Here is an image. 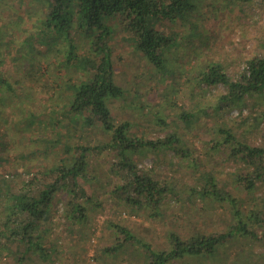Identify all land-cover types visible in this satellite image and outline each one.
I'll list each match as a JSON object with an SVG mask.
<instances>
[{"label":"rangeland","instance_id":"374dc122","mask_svg":"<svg viewBox=\"0 0 264 264\" xmlns=\"http://www.w3.org/2000/svg\"><path fill=\"white\" fill-rule=\"evenodd\" d=\"M45 6L46 0H0V28L3 30L7 25L15 28L12 40L5 39L0 46L5 60L0 72L11 85L9 89L6 84L0 86V206L5 195L21 186L22 179L38 176L42 180L48 168L71 162L76 152H67L64 147L67 143L75 149L76 145H98L109 140L99 125L84 126L81 117L69 115L65 111L67 106L64 107L71 98V85L90 77L77 61L94 58L93 39L76 29L70 31L71 42L64 36L54 37L55 41L48 38L49 34L47 38L41 36L42 21L47 15ZM109 25L115 81L128 92L125 99L109 102L116 120L132 122L135 133L152 140L164 137L167 131H179L183 134V146L192 156L182 159L172 151L163 150L136 159L138 170H151L153 177L167 179L174 187L155 215L146 203L134 206L126 202L123 191L115 189L126 182V175L121 173L119 161L111 153L90 152L88 165L97 175L85 181L87 185L93 184L94 190L88 192L90 199H77L84 217L77 218L78 214L71 210L68 193L58 192V201L48 208V216L39 226L42 253L39 248H33L19 254L16 244L0 235V264H144L143 248L123 243L122 235L111 227L113 223L130 229L155 250L168 248V231L184 238L198 231L207 234L226 231L235 224L227 202L189 196L190 187L211 171L217 187L234 196L244 214L250 210L264 213V179L251 190L243 189L235 175L243 169L251 172L252 166L240 159L226 161L222 151L211 148L216 139L221 140L215 132L218 126L229 127L236 137L246 136L250 143L260 145L264 128L263 97L247 98L245 103L225 111L223 119L218 120L192 109L195 119L186 123L174 119L168 130L162 129L155 117L159 113L163 117L166 112L176 115L178 110L168 107V103L173 101L180 107L190 91L195 93L186 102L190 108L194 103V109L216 105L215 97L227 89L222 85L206 86L195 76L202 65L212 63H219L229 74H234L243 69L247 60L264 52V0H200V9L190 22L160 21L157 28L167 34L173 31L180 42L170 51L169 57L174 61L165 75L158 73L135 49L134 35L123 28L120 18ZM190 27H194L192 34ZM32 34L45 42L40 44L41 48L32 47L34 50L29 51L23 39L31 38ZM37 51L46 55L32 61ZM68 56L70 62L66 60ZM170 70L175 73L169 74ZM171 77L176 83L172 87ZM132 97L146 104L147 109L138 111L130 107ZM193 157L199 159V166L192 161ZM5 214L0 208V223ZM255 231H264V224H256ZM117 245H121L119 251L102 252ZM44 248L47 255L43 257ZM221 249L225 255L185 257L170 264H264V238L256 241L236 235Z\"/></svg>","mask_w":264,"mask_h":264},{"label":"trees","instance_id":"16d2710c","mask_svg":"<svg viewBox=\"0 0 264 264\" xmlns=\"http://www.w3.org/2000/svg\"><path fill=\"white\" fill-rule=\"evenodd\" d=\"M45 7L47 15L42 21L41 36L47 38L49 34L48 38L53 41L56 36H64L71 42L70 31L76 29L79 33L93 39L91 50L94 53V58L84 57L79 61L75 57L72 58L73 61L74 59L75 62L77 61V65L82 70L90 73V77L79 84L71 85V98L64 104V107L67 106L65 111L69 115L81 117L84 126L99 125L109 135V140L98 145H90V143L83 146L76 145L75 149H71L67 143L64 146L66 151L74 150L76 152L71 162H63L53 168H48L42 174L44 176L42 180L38 176L27 181L22 179V184L16 191L3 197L0 208L4 210L6 216L0 223L2 232L0 235L15 243L17 252L22 255L33 248H39L42 253L43 245L38 243L41 239L38 236L39 226L42 224L41 220L48 216V208L58 201V192L64 190L68 193L71 197L69 201L71 210L78 214L77 218L84 217L83 208L77 199L79 197L89 198L88 192L94 188L93 184L87 185L85 181L89 180V176L93 180L97 175L96 170L88 165L87 160L90 152L111 153L119 161L117 164L120 165L121 173L125 172L126 175V182L117 185L115 189L123 191L126 202L134 206L146 203L155 215L158 214L163 201H165L166 194L171 193L174 187L167 179L159 180L153 177L151 170H138L136 159L146 156L148 152L163 150L172 151L182 159H189L192 156L191 151L183 146L181 142L183 134L179 131L175 130L171 133L167 131L164 137L152 140L148 136L135 133L132 122L116 120L109 107V102L114 99H125L124 94L127 95L128 92L115 81L112 50L109 45L112 29L109 23L120 18L123 28L130 35H134L135 49L158 73L165 75L169 70L168 67L170 68L174 61V59L171 61L169 57L170 51L179 46L180 42L173 31L167 34L163 30H159L157 25L160 21L190 22L191 17H194L200 9V0H46ZM18 19L20 18L18 17ZM193 28H189V34L193 33ZM14 29L9 25L3 30L0 28V46L5 39L12 40ZM33 34L31 38L23 39V43L29 51L34 50V47L40 46L41 48L40 44L45 42L41 38L33 37ZM69 45V49L72 50L73 46L70 43ZM40 53L41 51H37V55H33L31 60L39 61L42 59L40 55H46V52ZM1 56L2 54H0V67L5 62ZM66 60L70 62V56ZM172 72L175 73V70H170L169 74L172 75ZM198 76L199 81L206 86L222 85L227 91L215 97L216 105L214 107L207 104L194 109L196 106L194 103L190 108V104L186 102L195 95L193 91H190L187 101H184L185 103L180 107H177L173 101L169 102L168 107L176 108L178 111L176 115L166 112L169 114L164 113L163 117L160 113L155 116L156 123L162 129L168 130L174 119L180 123L195 119L194 111L206 113L217 120L220 117L223 119L225 111L245 103L247 98H264V52L247 60L243 69L237 70L234 74H229L221 64L212 63L202 65L199 75L195 77L198 78ZM169 79H173V82L170 81L171 87L176 84L174 78ZM6 80V77L3 78L0 72V86L6 84L9 89L11 85ZM135 98L132 97L130 100V107L134 106L138 111H142L144 107L147 109L146 104ZM127 101H125V105ZM223 125L225 126L224 123ZM262 130L261 144L255 145L250 143L246 136L236 137V132L229 127L218 126L215 128V132L217 136L221 137V140L216 139L211 148L217 152L222 151L226 161L240 159L248 166H252L251 172H245L243 169L241 173L235 175L236 181L242 184L245 190H251L256 182L264 179V128ZM193 158L192 161L199 166L201 164L199 159ZM211 172L198 178L197 184L190 187L189 196L197 195L201 198L209 197L215 201L227 202L235 224L226 231H216L212 234L198 231L196 235L188 238L180 236L177 232L168 231V248L155 250L149 243L138 238L130 229L117 223H113L111 227L116 233L122 235L123 243L137 244L143 248L144 264H170L185 257L225 255L221 246L235 239L236 235L256 241L264 238V231L261 233L255 231L256 224H261V226L264 224V213L250 210L244 214L243 209L239 208L238 200L217 187ZM245 217L248 218V221ZM120 246L105 248L102 252L114 253L119 251ZM44 253L41 256L47 255L45 248ZM22 255L20 256L22 257Z\"/></svg>","mask_w":264,"mask_h":264}]
</instances>
